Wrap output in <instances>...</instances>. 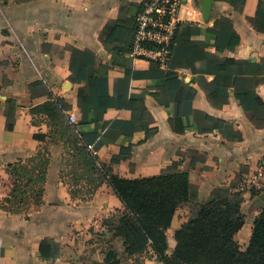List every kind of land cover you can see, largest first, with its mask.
<instances>
[{
    "label": "crops",
    "instance_id": "0c3cea01",
    "mask_svg": "<svg viewBox=\"0 0 264 264\" xmlns=\"http://www.w3.org/2000/svg\"><path fill=\"white\" fill-rule=\"evenodd\" d=\"M142 1L0 0V264H164L147 252L123 255L116 228L124 206L107 181L88 200L72 196L61 179L62 141L50 146L42 203L27 214L2 208L11 188L8 165L37 153L44 142L35 135L53 128L49 115H68L76 124L87 121L77 129L116 138L95 155L119 176H152L177 163L197 185L198 202L217 187L240 191L246 222L236 239L242 250L247 248L264 206L255 207L260 195L252 190L264 194V171L253 188L238 184L257 171L264 156V117L260 124L251 120L234 89L246 75L264 100V0H187L179 14L186 26L175 47L178 82L171 90L164 75L153 74L150 61L126 50ZM73 59L105 78L111 102L102 114L87 81L73 79ZM226 59L229 65L217 72ZM128 68L136 71L132 80L118 85ZM208 89L214 90V101ZM118 93L138 99L146 112L129 135L107 126L118 119L137 121L123 103L116 104ZM7 115L15 119L11 131ZM215 122L227 123V129ZM130 144L129 159L113 162ZM181 208L167 231L169 255L176 228L187 221L178 218ZM45 239L55 244L46 249L50 257L41 254Z\"/></svg>",
    "mask_w": 264,
    "mask_h": 264
},
{
    "label": "trees",
    "instance_id": "16d2710c",
    "mask_svg": "<svg viewBox=\"0 0 264 264\" xmlns=\"http://www.w3.org/2000/svg\"><path fill=\"white\" fill-rule=\"evenodd\" d=\"M245 0H239L243 4ZM135 23V22H134ZM186 25H181L173 46L171 67L162 70L156 64L154 75H164L167 80V89L171 90L177 84L175 63V47L179 34ZM117 27L115 28V30ZM134 29V26H133ZM113 30V31H115ZM112 31V32H113ZM111 32V33H112ZM129 41L126 50L130 49ZM73 53H78L73 49ZM231 60L226 59L218 63L217 72H224V68ZM74 59L71 62L73 79L87 81L89 91L98 95L97 108L101 114L110 105L106 98L105 78L96 75L82 64L76 66ZM246 71V70H245ZM136 71L127 69L125 77L118 85L128 84ZM149 75L150 72L144 73ZM246 74V72H245ZM256 81L245 75L235 87V97L244 112L251 120L259 123L264 117V100L256 92ZM211 100H215V92L208 89ZM81 95L84 91L81 90ZM193 94L189 97L192 100ZM107 99V101H106ZM60 102V99H56ZM124 104V108L136 115L137 121L118 119L107 123L109 128L119 132V135H129L135 130V123L141 120L146 112L141 109L138 99L126 100L122 93H118L116 104ZM180 108L177 106V113ZM207 115V114H206ZM51 126L49 134H36L38 140L43 141L37 153L20 159L7 167V174L11 181L9 194L2 203V208L12 213L28 211L32 205H40L43 200L47 171L51 161L50 146L53 142L62 141L64 155L62 159L61 179L68 184L73 197H80L85 201L92 197L97 188L107 181L113 188L116 196L124 206V211L117 223V231L122 234L125 257L147 252L151 257L164 264H264V206L259 210L253 222V231L249 244L245 250L240 248L236 234L246 222V215L241 206L243 196L240 191H232L229 187H217L204 202H200L198 209L174 233L176 246L172 254L167 253V231L171 227L177 211L190 202L197 191V185L190 180L189 172L178 167L175 163L161 173L138 178H126L112 172L111 168L102 164L95 155L109 142L116 140L97 131L84 133L77 129L81 123H74L68 115H49ZM134 117V116H133ZM100 121H97L99 123ZM15 119L7 115V129L13 130ZM106 125V124H105ZM219 129H227V123L215 122ZM148 133V131H147ZM133 144L123 145L120 154L112 161L128 160ZM68 166V177L72 182L65 180V169ZM72 166V167H71ZM70 174V175H69ZM261 191L252 190V195H261ZM55 244L50 239L41 243V254L49 256L50 247ZM47 249V250H46ZM56 251V250H54ZM111 264H119L115 261Z\"/></svg>",
    "mask_w": 264,
    "mask_h": 264
},
{
    "label": "built area",
    "instance_id": "2783aa9c",
    "mask_svg": "<svg viewBox=\"0 0 264 264\" xmlns=\"http://www.w3.org/2000/svg\"><path fill=\"white\" fill-rule=\"evenodd\" d=\"M187 0H143L138 11L128 54L156 63L160 69L171 67L173 46L183 24L179 14ZM264 171V156L257 171L238 184L239 189L253 188Z\"/></svg>",
    "mask_w": 264,
    "mask_h": 264
},
{
    "label": "rangeland",
    "instance_id": "374dc122",
    "mask_svg": "<svg viewBox=\"0 0 264 264\" xmlns=\"http://www.w3.org/2000/svg\"><path fill=\"white\" fill-rule=\"evenodd\" d=\"M72 167V166H71ZM64 169H65V180L69 183V184H71L72 182L70 181V178L68 177V172H70V169L71 168H69L68 166H65L64 167ZM70 175V174H69ZM68 185V184H67ZM69 187V186H68ZM82 196V194L81 195H79V197H81ZM83 197V196H82ZM200 202H198L197 201V199H196V196H195V192H194V196L192 197V199H191V201L190 202H188V203H186L185 205H183L182 206V208H181V210L178 212V218L180 219V218H183V217H187V220L190 218V217H192V215L193 214H195V212L197 211V209H198V204H199ZM33 206H35V205H32L31 207H30V209L28 210V211H24L23 213H25V214H27L30 210H31V208L33 207ZM178 221V220H177ZM176 221V223H178ZM185 223V222H184ZM182 225V224H181ZM179 228V227H178ZM178 228H176V230L178 229ZM175 230V231H176ZM175 233V232H174ZM174 251V250H173ZM173 251H172V253H173ZM171 253V254H172Z\"/></svg>",
    "mask_w": 264,
    "mask_h": 264
},
{
    "label": "water",
    "instance_id": "95a60500",
    "mask_svg": "<svg viewBox=\"0 0 264 264\" xmlns=\"http://www.w3.org/2000/svg\"><path fill=\"white\" fill-rule=\"evenodd\" d=\"M209 4L211 5V1L209 2ZM263 205H264V194L260 195L259 199L255 202V207H260Z\"/></svg>",
    "mask_w": 264,
    "mask_h": 264
}]
</instances>
